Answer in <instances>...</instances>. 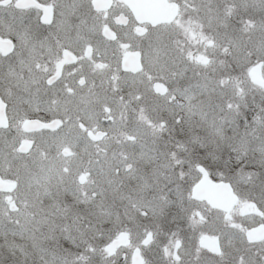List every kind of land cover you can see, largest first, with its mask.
<instances>
[{
	"label": "snow or ice",
	"instance_id": "1",
	"mask_svg": "<svg viewBox=\"0 0 264 264\" xmlns=\"http://www.w3.org/2000/svg\"><path fill=\"white\" fill-rule=\"evenodd\" d=\"M0 264H264V0H0Z\"/></svg>",
	"mask_w": 264,
	"mask_h": 264
}]
</instances>
